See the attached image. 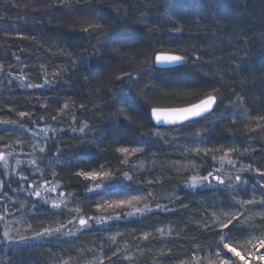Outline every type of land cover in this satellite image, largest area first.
<instances>
[{
    "label": "trees",
    "instance_id": "1",
    "mask_svg": "<svg viewBox=\"0 0 264 264\" xmlns=\"http://www.w3.org/2000/svg\"><path fill=\"white\" fill-rule=\"evenodd\" d=\"M72 9L71 13L65 11L59 0H0V121L45 130L34 139L33 131L19 129L16 124L0 125V152L15 155L10 171L0 168V179L10 180L11 189H17L18 176L13 173L23 170L30 183H58L57 192H64L67 207L73 210L61 212L42 205L34 213L28 207L33 199L20 191L14 193L6 184L5 191L11 197L7 208L14 213L12 234L32 236L47 227L58 228L78 215L107 217L132 211L98 210L95 201L99 196L85 190L94 183L76 175L80 171L110 172L117 179L127 172L133 177L125 182L130 188L119 195H104V200L142 195L139 206L156 208L159 204L169 210L108 220L70 237L29 240L33 247L23 251L10 245L0 249V264H13L18 259L23 264H61L71 258L99 264L95 249L101 243L133 257L122 264H180L193 255L206 264L215 257L207 250L219 237L197 223L215 225L221 209L228 214L235 209L223 189L191 190L186 184L193 175L203 176L216 168L214 163L219 165L230 148L238 151L228 153L224 165L227 159H234L238 165L251 164L264 170V120L260 119L264 116V0H198L194 4L186 0H72ZM84 9L91 11L92 21L83 14ZM118 9L124 12L118 13ZM96 23L103 24L107 33L97 36L82 31ZM64 25L73 32L60 28ZM173 26L183 27L184 34L169 35ZM157 40L183 43L161 45ZM94 46L100 49L99 54H91ZM153 47L165 54L192 52L200 62L167 74H151L132 89L114 79L123 71L142 67L144 53L151 55ZM45 77L55 83L26 87L44 84ZM149 79L156 85V92L150 94H163L152 107H185L209 94L217 95L218 102L223 94L224 101L219 110L191 126L157 127L135 95L140 89L149 91L152 85L145 87ZM213 89L219 91L214 93ZM233 90L242 100L236 101ZM169 95L174 99L166 98ZM236 106L241 115L229 118L227 114ZM122 109L131 121L119 115ZM245 110L247 118L242 115ZM21 112L29 116L21 118ZM83 122L92 128L91 132L86 130L87 135L78 131ZM44 140L47 146L41 162L42 154L36 149ZM122 147L130 152L143 150L126 155L117 151ZM197 147L210 151L207 156L198 155ZM31 159L37 160V166L26 163ZM124 159L128 163H123ZM238 174L253 183L251 172ZM68 193L74 195L69 197ZM250 195L241 192L239 198L247 200ZM0 203H4L2 198ZM77 206L82 208L80 213L74 211ZM247 207L251 210L240 219L256 231H236L229 241L243 256L257 249V233L264 234V222L255 213L264 208ZM113 236L115 241L110 242L108 238ZM196 249L205 251L194 252ZM220 256H231L236 264H244L234 253L226 256L221 252ZM104 264L109 261L105 259Z\"/></svg>",
    "mask_w": 264,
    "mask_h": 264
},
{
    "label": "snow or ice",
    "instance_id": "2",
    "mask_svg": "<svg viewBox=\"0 0 264 264\" xmlns=\"http://www.w3.org/2000/svg\"><path fill=\"white\" fill-rule=\"evenodd\" d=\"M77 3H79V0H76ZM59 3L61 6L64 7V10L71 13L73 11L72 9V0H59ZM55 6V5H53ZM195 11H198L196 9ZM123 9H118V13H123ZM102 18V17H101ZM193 22H195V17H193ZM82 31L85 34L90 35H103L107 33V29L103 24H90L88 27H85L82 29ZM149 31H158V29H149ZM169 35L176 33L179 35L184 34V28L180 26H173L171 29L168 30ZM262 44H264V36L261 38ZM158 44L165 45V44H175V43H183V40H157ZM151 47V46H150ZM171 51H178V50H171ZM100 49L94 46V52L91 54H99ZM146 56V60L143 62V66L135 69L133 71H123L117 75L114 76L115 80L123 81L124 84H126L129 89H132L134 85H137L140 83L142 79L145 77L150 76L154 73L159 74H167L174 71H179L181 69L188 68L190 65H195L196 63L200 62V57L198 55H194L192 52H184L183 54H165L162 50L152 48V54L147 55V53H144ZM189 57H192L189 59ZM19 59V57H17ZM73 63L75 64L76 61L73 60ZM238 67V66H237ZM2 70V69H0ZM11 82V81H9ZM55 81L47 79L45 77V83L44 84H37L32 85L28 84L26 87L32 88V87H45V86H51L54 84ZM148 85H152V87L149 89L148 92H145L143 89H140L139 91H136L135 95L137 100L140 102V105L142 108L148 111L149 119L152 120L154 118V122L159 125L162 123L176 125L178 128L183 127L185 125L191 126L198 122L199 119L203 118L205 114H212L214 111L219 110L220 105L224 101L223 94L219 95V102L217 95H206L203 99H200L199 102L191 104L187 107H169L166 109H161L157 107H152L153 102L159 98L161 94L158 95H151L150 93L156 92V85L152 84V79H149L147 81V84L145 87H148ZM218 89H213V92H218ZM233 95L236 97V101L242 100V97L236 93L233 90ZM168 99H174L173 96H167ZM234 101V103L236 102ZM65 108L68 107L67 104L64 105ZM81 108L84 107V105H80ZM20 117L23 118L25 116H29V113L27 112H21ZM119 115H122L126 120L131 121V117L122 109L119 113ZM229 118H232L234 116H239L241 113H228L227 114ZM242 115L247 118L249 113L247 110H245ZM223 118V116L221 117ZM55 119V117H53ZM260 119L264 120V116L260 117ZM73 121H75V117H73ZM35 123V121H33ZM8 124H16L19 129H23L25 131H33L32 129H25L23 124H20L16 121H0V125H8ZM5 131H9L10 129L5 128ZM86 130L88 132L92 131V128L87 122H83L82 126L79 127L78 131L81 133H85L87 135ZM72 131H77L76 128H73ZM156 135H159V133H155ZM33 135L38 136V132L33 131ZM141 143H144V141H141ZM200 143H204V141H200ZM47 146V140H44V142L38 147V150L41 154V162H43L44 159V153L45 148ZM35 148V146H34ZM142 148H135L132 149L131 152L128 148L122 147L117 149L118 152L126 155H131L136 152L142 151ZM59 152V149H57ZM187 151V149H186ZM196 153L203 154L204 156L208 155V152L210 150H202L201 148L197 147L195 149ZM237 149L230 148L228 150V153L236 152ZM228 153H225L224 156H221V167L220 168H214L212 171H208L206 175H203L199 178V180L196 179V177L191 178V182L187 184L189 188H196L199 187L201 189H207L212 188L213 184L215 182L216 189H223L228 193L229 199H231L232 204L230 207L235 209L233 214L230 218L227 219L226 222L216 223L215 225L209 224L206 221L204 223H197V227L204 229L205 231H210L214 235L218 236V241L211 246L210 249L207 251L215 257H219L221 252H224L227 256L228 253H234L236 256L240 257L241 260L244 259L243 256H240V253L237 252L236 248L232 247V245L229 243V241L232 240L233 233L236 231H247V232H255L256 229L251 226H245L244 221L240 219L241 216H246L248 212L251 210L250 207L247 206H256L259 205V207L264 208V170H261L260 168H253L251 164L249 165H243V164H237V161L234 159H227V163L233 167V169H238L239 172H251L253 174L252 179L255 181L251 185L248 184V178L242 177L240 174L236 175H229L227 177L228 182L226 183L225 178L222 176V169H223V161L227 157ZM7 155H12V153H8ZM213 160L216 159L215 156L212 157ZM0 161H3L4 168H8L7 158L6 154L3 152H0ZM21 162L17 160V164L19 165ZM30 166H37V160L31 159L26 162ZM123 163H128L127 159L123 160ZM103 167V165H101ZM18 176V188L17 189H11V181L0 179V198H2L4 203H0V249L2 248H8L10 245H16V251H23L24 248H31L32 245L28 244L29 240L34 239H40L43 240L45 238H53L60 239L62 237H70L77 234H82L84 232H87L89 229H91L93 224H103L108 220H119L124 218H130L134 216H143L146 213L154 212L155 209H152L150 206L145 204L143 207H136L133 211H127L122 213H117L115 215H109L107 217L103 216H84V215H78L74 217L71 220H68L66 224H61L58 228H44L41 231H37L32 236L28 235H13L12 229H11V219L14 215V213H10L7 208V202L11 201V197L8 195V192L5 191V185L7 184L8 189L12 190L14 193L16 191H23L27 192L28 196L35 197L36 200L28 202V207L34 212L38 213L40 211V208L42 205H50L51 209L54 210H60L63 211H73L72 209H68L67 204L68 201L64 200V192L61 191L59 193V196L61 197V203H56L52 197L49 196H43L40 190H37V184L36 181H32L29 188H23L19 187V181L28 182V177L23 175V170L17 173H13ZM258 174V179H257ZM7 175V173H5ZM76 175L83 177L85 180L90 181H102L100 183H95L94 185H86L85 190L87 193H95L99 196V199L95 201L97 209L98 210H105L106 208L116 209V208H123L125 206L131 207L134 202L139 203L142 200V195H132L129 196L126 199H119L116 201H106L104 200V195H119L121 191H124L126 188H130L129 185H127L125 182L133 181V177L129 175L127 172L123 173L118 179L110 172H96V171H80L76 173ZM138 184L139 181H136ZM60 187V185L54 184L50 188H47L46 191L51 193H56L57 189ZM139 190V189H137ZM249 193L251 192V195L247 200L239 198L240 193ZM257 194L259 196V199H257ZM73 193H68V196H73ZM149 196H151V193H149ZM178 199V197L176 198ZM227 202V201H225ZM87 203V202H85ZM61 204L64 205V209H61ZM23 206V205H22ZM156 209L168 211V207L166 205H156ZM19 211V209H17ZM75 212L80 213L82 211V208L77 206L74 209ZM221 215H226L223 209L220 210ZM262 222H264V217H262ZM76 225V233H73L72 229L68 227V225ZM31 227V225H29ZM61 229H65V231H61ZM224 229H228L227 232H224ZM161 232V235L163 236V230H159ZM169 230V235H170ZM18 232V230H17ZM144 239H148V236L145 235ZM108 240L110 242L115 241V237H109ZM257 242H258V248L264 249V234L257 233ZM195 251H205L204 249H196ZM95 253L98 256L99 264H104L105 259L109 261V264H122L124 261L131 262L133 257L129 256L127 252H125L123 255H120L119 251L115 247L106 248L105 243H101L98 245L95 249ZM164 256H168V253H162ZM113 257H116L117 260H113ZM258 259L260 261H264V253H261L258 256ZM13 264H23L21 260H16L13 262ZM63 264H68L67 261H63ZM180 264H201V259L193 255L189 261H180ZM208 264H214L213 261L209 260ZM221 264H236L235 261H232L231 256H228L227 260H221ZM247 264V262H246Z\"/></svg>",
    "mask_w": 264,
    "mask_h": 264
},
{
    "label": "rangeland",
    "instance_id": "3",
    "mask_svg": "<svg viewBox=\"0 0 264 264\" xmlns=\"http://www.w3.org/2000/svg\"><path fill=\"white\" fill-rule=\"evenodd\" d=\"M187 1V3H192V4H194V3H196V2H198V0H186ZM83 12V14L85 15V16H88L90 19H91V21L93 20L92 18V13H91V11L90 10H86V9H84V11H82ZM95 20V19H94ZM89 21V20H88ZM60 28H62L65 32H67V30L68 31H71V32H73V29H71V27H69L68 25H64L63 27H60ZM69 60H71L72 61V58L71 57H69L68 58ZM12 77V76H11ZM13 79H17L18 80V78L17 77H12ZM240 111H242L240 108H239V106H236V108L235 109H232V113H240ZM34 132H38L39 133V135L38 136H36V135H33V132H31V134H32V137L34 138V139H37V137H40L41 135H42V133H44L45 132V130H39V131H37V129H35L34 130ZM135 149V148H134ZM18 153H16V155H17ZM135 154V153H134ZM133 155V154H132ZM15 155H7L6 156V158H7V163H8V168L7 169H5L4 168V164H3V161H0V168H2L3 170H9L10 171V166H11V163H12V159H13V157H14ZM229 157V156H228ZM230 158V157H229ZM215 162V161H214ZM217 167L216 168H220L221 167V163H219V165H217V163H214ZM229 167H231V169H233V167L231 166V165H229L228 163H226L225 165H224V163H223V169H222V176L225 178V180H226V183L228 182V180H227V177L229 176V175H233L232 173H236V174H238V173H241V172H239L238 171V169L237 170H230V168ZM16 169H17V167H15ZM16 169H15V171H16ZM101 173H103L102 171H101ZM242 173H244V172H242ZM206 175V174H205ZM202 175H193L192 177H196V179L197 180H199V178L201 177ZM234 176V175H233ZM253 176V174H251V177ZM191 177V178H192ZM191 178L189 179V181L187 182V184L189 183V182H191ZM259 177H258V174H257V179H258ZM21 182V184H20V187H23V188H29L30 187V185H31V183L30 182H27L28 184H26L25 182H23V181H20ZM100 182H102V181H93V183L95 184V183H100ZM255 181L253 180V183H254ZM36 184H37V181H36ZM187 184H186V187H188L187 186ZM249 185H251L252 183H248ZM93 185V184H92ZM37 190H40L41 191V193H42V195L43 196H51L52 197V199L56 202V203H61V197L59 196V193L58 192H56V193H51V194H49L47 191H46V189L47 188H50L51 186H50V183H41V184H37ZM213 187L215 188V182H214V184H213ZM189 188V187H188ZM199 187H196V188H190L191 190H196V189H198ZM201 189V188H200ZM21 192V194H23L24 196H26V197H30V199L32 198L33 200L32 201H34L36 198L35 197H32V196H28V194H27V192H23V191H20ZM249 193H251V192H249ZM63 199H64V197H63ZM65 200V199H64ZM139 204V203H138ZM137 204V202H134L133 203V205L131 206V207H129V206H125V207H123V208H128V209H131L132 208V211L136 208V207H143L144 206V204H142L143 206H139ZM62 205V204H61ZM118 209V208H117ZM120 209V208H119ZM152 209H155L156 210V208H152ZM157 210H159V209H157ZM226 213V215H218V217H217V223H221V222H226L227 221V219L228 218H230L231 217V215L233 214H228L227 212H225ZM255 213H256V215L258 216V217H260V218H262V217H264V211L263 210H261V211H255ZM10 219H11V223H12V221H13V217H10ZM107 222V221H106ZM93 225H95V224H93ZM97 225V224H96ZM68 227L69 228H71L72 229V231H73V233L74 232H76V225H68ZM61 231H65V229H61ZM23 232H20V234L19 235H23L22 234ZM46 239V238H45ZM34 240H40V239H34ZM256 247L258 248V243H257V245H256ZM237 250V252H239V250L238 249H236ZM240 253V252H239ZM261 253H264L263 251H262V249H259V251H257V249H255L254 251H251V252H249L248 253V255H241V253H240V256H243L244 257V259L243 260H241L240 259V257H239V259H240V261H242L244 264H246V262H247V264H255V263H261V264H263L264 263V261H260L259 259H258V256L261 254ZM235 255V254H234ZM236 256V255H235ZM221 260H227L224 256H219V257H214V259L213 260H211V261H213L214 262V264H221ZM67 262H68V264H91L90 263V261H88L87 259H85V260H78V259H76V258H71V259H69V260H66ZM61 264H63V262L61 263ZM206 264H208V262L206 263Z\"/></svg>",
    "mask_w": 264,
    "mask_h": 264
},
{
    "label": "water",
    "instance_id": "4",
    "mask_svg": "<svg viewBox=\"0 0 264 264\" xmlns=\"http://www.w3.org/2000/svg\"><path fill=\"white\" fill-rule=\"evenodd\" d=\"M196 103H197V102H196ZM189 106H190V105H189ZM185 107H187V106H185ZM177 108H179V107H177ZM161 109H166V108H161ZM208 115H210V114H205V116H204L203 118H205V117L208 116ZM201 119H202V118H201ZM152 121H153L154 125L157 126V127H164V128L177 127L176 125H171V124H166V123H162V124L157 125V124L154 122V118L152 119Z\"/></svg>",
    "mask_w": 264,
    "mask_h": 264
}]
</instances>
